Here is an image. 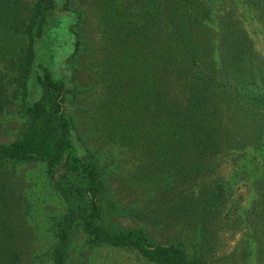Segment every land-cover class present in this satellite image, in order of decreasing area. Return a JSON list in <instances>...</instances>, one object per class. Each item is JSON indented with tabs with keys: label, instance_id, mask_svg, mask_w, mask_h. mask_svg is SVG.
<instances>
[{
	"label": "trees",
	"instance_id": "obj_1",
	"mask_svg": "<svg viewBox=\"0 0 264 264\" xmlns=\"http://www.w3.org/2000/svg\"><path fill=\"white\" fill-rule=\"evenodd\" d=\"M53 6L0 0V113L16 110L20 120L0 143V264H29L16 195L17 165L26 163L44 165L68 205L51 249L31 264H65L77 232L90 247L133 250L149 264H217L233 222L247 225L264 264V0H78V12L65 7L74 43L59 72L36 46ZM77 57L90 80L78 92L68 62ZM77 93L78 125L65 107ZM92 134L133 161L119 188L156 183L133 216L178 227L175 239L192 244L153 241L141 225L108 226V173Z\"/></svg>",
	"mask_w": 264,
	"mask_h": 264
},
{
	"label": "rangeland",
	"instance_id": "obj_2",
	"mask_svg": "<svg viewBox=\"0 0 264 264\" xmlns=\"http://www.w3.org/2000/svg\"><path fill=\"white\" fill-rule=\"evenodd\" d=\"M64 0H54L52 8V19L45 25L41 37L38 38L37 56L48 68L54 72L64 69V61L73 50L74 34L71 25L74 16L66 11L78 12V0H69L68 6L62 5ZM258 46H264L258 42ZM74 67L72 81L74 85L89 88L90 80L84 72H78V57L68 59ZM32 77L30 78L31 83ZM89 91V90H87ZM38 90L33 85L31 96L36 98ZM65 107L77 123L78 119V93L77 98L70 97L65 101ZM16 110H6L0 113V143L12 140L19 127V114ZM79 120V121H78ZM90 147L96 152L98 161L105 168L108 177L107 183L109 192L108 200L104 201L106 223L111 229L119 227H131L141 225L147 231L153 241L159 243H169L181 240L188 245L191 238L186 235L175 239L182 234L178 227H171L170 224L161 222L152 225L145 220L136 218L130 212L131 208L141 203H146L144 197H151L157 193L155 185H145L136 191L128 188H119L127 175L136 169L133 161L130 160L125 151L120 150L115 145H108L99 140L97 135H89L87 138ZM237 153L224 157L226 165H230V160L237 157ZM229 161L230 163H228ZM232 164V163H231ZM229 167V166H228ZM225 168V174L228 173ZM234 179L231 177V182ZM17 186L16 195L19 206V223L22 230L29 234L31 247L29 248L28 263L31 264V257L35 255L43 256L48 252L54 242L55 234L52 226L57 219L63 217L67 204L48 186L44 174V165L39 163H26L17 165ZM130 190V191H129ZM150 191V192H149ZM234 194V193H233ZM248 200V197H247ZM250 235L245 224H226L222 231V241L216 252L217 264H258L253 257L255 253L253 245L249 241ZM33 264V263H32ZM65 264H149L135 251L129 249H116L113 247H90L82 235L71 238Z\"/></svg>",
	"mask_w": 264,
	"mask_h": 264
}]
</instances>
